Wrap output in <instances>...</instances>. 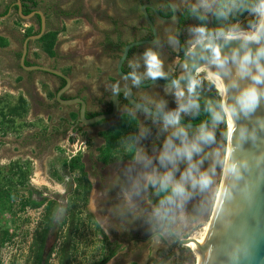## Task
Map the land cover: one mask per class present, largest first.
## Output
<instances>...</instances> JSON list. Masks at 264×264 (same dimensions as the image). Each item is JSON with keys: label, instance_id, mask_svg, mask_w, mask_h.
Wrapping results in <instances>:
<instances>
[{"label": "clouds", "instance_id": "clouds-1", "mask_svg": "<svg viewBox=\"0 0 264 264\" xmlns=\"http://www.w3.org/2000/svg\"><path fill=\"white\" fill-rule=\"evenodd\" d=\"M161 8L171 12L173 21L183 12L190 22L155 35L128 60L124 87L119 82L112 87V97L123 93L130 102L131 107L121 111L138 120L139 126L119 141L133 149L119 159L113 157L123 167L102 179L100 191L89 192L87 210L103 232L142 218L158 237H181L211 209L221 173L224 189L233 195L245 187L248 191L243 159H234L232 152L225 165L221 129L225 108L235 131L236 122L251 117L264 102V0H163ZM169 54L182 59L169 64ZM153 58L159 64L156 76L148 71ZM207 72L225 84L223 96L206 79ZM144 88L152 91L132 98L134 91ZM255 124L264 130V118L256 117ZM239 137L254 141L256 127L242 125ZM97 178L89 175V184ZM113 190L115 199L109 195ZM67 214L68 206L61 200L52 222L58 225ZM237 259L229 256L230 264Z\"/></svg>", "mask_w": 264, "mask_h": 264}, {"label": "crops", "instance_id": "crops-1", "mask_svg": "<svg viewBox=\"0 0 264 264\" xmlns=\"http://www.w3.org/2000/svg\"><path fill=\"white\" fill-rule=\"evenodd\" d=\"M20 1L22 13L23 6L29 7L32 2L36 3L32 11L43 13V35L49 31L57 32L51 56L46 53L40 38L28 41L25 65L47 67L66 75L70 84L60 98L83 100L87 118L110 112L113 85L119 82L124 87L123 78L116 73L115 54L135 39L138 28L137 0ZM15 2L0 0V97L4 108L10 109V113L0 123V164L16 161L32 166L34 172L38 173V183L52 187L60 194L64 186L62 181L75 185L73 174L76 170L80 171L87 200L90 189L88 177L93 173L94 163L102 162L99 157L105 145L104 133L118 124L120 116L126 112H120V103L118 114L111 119L94 124L78 121L80 104H66L57 97L58 91L65 84L63 78L44 70L22 67V44L27 36L38 33L40 19L38 15L29 19L21 18ZM151 2L156 4L158 0ZM139 14L145 22L140 8ZM155 20L168 23L157 18ZM123 37L130 39L125 41ZM75 137L88 145L87 152L79 158L81 169L73 167V160L68 163L64 157L69 142L74 141ZM116 153L114 149L111 160L102 162L103 166L106 165L103 168L99 164L105 175L110 176L123 167L113 158H120ZM50 167L55 169H51L54 176L50 175ZM32 182L30 184L33 185ZM99 185L97 178L92 189L99 191ZM112 198L115 199L114 196ZM106 208L107 204L105 211ZM92 219L95 221V217ZM111 241L112 246L120 248L110 252L104 264H144L147 260L149 264H159L153 254H148L149 250L143 249L140 258L136 256L142 249L140 242L118 246ZM167 248L157 247L159 251L166 252Z\"/></svg>", "mask_w": 264, "mask_h": 264}, {"label": "rangeland", "instance_id": "rangeland-1", "mask_svg": "<svg viewBox=\"0 0 264 264\" xmlns=\"http://www.w3.org/2000/svg\"><path fill=\"white\" fill-rule=\"evenodd\" d=\"M125 3H122L124 5ZM128 4V3H126ZM242 18V17H241ZM156 26L157 34L163 35L164 32L169 28H174V23H162L158 20L154 22ZM137 32L135 37H140L142 35L149 34L148 26L139 11L137 12ZM125 41L129 40V37H123ZM145 45H141L140 47H136L132 54L130 55L131 59L135 54L141 52ZM121 51L117 52L115 62L117 61L118 57L120 56ZM128 59V60H129ZM127 60V62H128ZM126 62V67H127ZM178 59L175 56H171L169 54V64L177 63ZM155 64V66H154ZM148 71L153 75L156 76L159 73V64L156 61L150 59L148 61ZM201 72V71H200ZM160 85V84H159ZM162 86V85H161ZM150 87V86H149ZM152 90L148 88L140 89L138 91H134V96L138 99L140 95L145 93H150ZM0 100L2 98L0 97ZM170 100V107H174L175 105L171 103ZM129 107L124 103L121 104V109ZM122 112V111H120ZM136 120V119H135ZM224 126L221 129L224 143H223V160H224V152H225V136H226V119L225 115H223ZM119 123V121H118ZM129 128L123 132L120 138L116 142L115 151L117 152L116 155L120 157L121 153L128 152L130 149V145L121 146L119 141L121 137L135 133L136 128L139 126V121L136 120L135 123L129 124ZM225 129V130H224ZM153 133H155V129H153ZM78 142V145L76 144ZM82 140L78 138H74V141H71L74 145L76 144L77 148H80V144ZM69 142V145L72 143ZM143 143L147 144L148 141H143ZM85 148L83 152H77L76 156L72 159H67L68 149L65 150L66 155H64L66 161L70 163L76 157H81V155L85 154V151L88 147L87 143L84 142ZM183 167V166H181ZM55 170L54 167H50V175H53V171ZM74 183L76 184V188L72 193L69 195H65L60 197L57 201L50 200L52 195V187H46L42 184L38 183V173L34 172L32 166L28 165L25 166L22 163L19 164L16 161L11 164H0V191L7 192L11 196L7 198L4 196L3 202H5V208L0 206V236L2 232L6 231L7 235L9 236L8 239H5L0 244V264H30V254H28V248L31 246V242L34 239L36 231L38 227L42 224L41 215L43 213V208L32 209V208H20V202L22 198L28 196L26 191L27 188L32 190V197L34 199H38L42 196V192H47L46 194L48 198L45 199L54 202L56 204V208L59 206L60 201L63 200L66 205L68 206V214L63 219L61 223L57 225V229L54 235L51 236L52 247L58 249L59 247L63 246L64 237L67 233V228L71 225V235L69 246L70 247V254H69V264H95L98 263L104 255H108L112 251L119 250L120 247L112 246V241L108 239L105 235L102 234L100 229L95 224L94 219L91 216L87 215L85 204H86V191L82 188V173L80 171L74 172ZM51 177V176H50ZM221 178V176H220ZM33 180V185L30 184V181ZM22 181V182H19ZM79 181L81 183H79ZM64 184L65 181H62ZM38 183V184H35ZM69 183V182H68ZM25 186V189H22V186ZM28 185V186H27ZM83 192H81V190ZM54 191V190H53ZM218 188L216 190V193ZM51 195V196H50ZM43 197V196H42ZM2 198V199H3ZM199 197L195 198L198 200ZM155 200V197H153ZM195 200L193 202H195ZM214 200L211 205V209L206 211L203 215V218L200 222H193L190 224L184 231V234L180 238L186 237H193L203 229V226L208 222L209 217L211 215ZM189 210H191L192 202L189 204ZM166 240H160L159 237H154L152 242H149V246L144 248V250H149L148 254L154 255L157 258V261L163 262L164 257L166 256V252L164 250L159 251L157 249V245L164 246V243H170L167 237ZM164 238V239H165ZM157 244V245H156ZM165 247V246H164ZM158 251L160 253H158ZM58 255L51 256L50 260L47 264H59ZM163 264H196V256L187 248V246H181L174 250V255L170 257L169 260L163 262Z\"/></svg>", "mask_w": 264, "mask_h": 264}, {"label": "water", "instance_id": "water-1", "mask_svg": "<svg viewBox=\"0 0 264 264\" xmlns=\"http://www.w3.org/2000/svg\"><path fill=\"white\" fill-rule=\"evenodd\" d=\"M15 6L21 18L29 19L34 15H38L40 19L38 33L27 36L22 44L20 65L24 68L44 70L63 78L65 84L58 91L57 97L66 104H80L78 121L85 124H94L101 120L115 117L119 112L120 97H111L110 112L87 118L83 100L79 98L62 100L60 98L62 92L70 84V80L66 75L47 67L25 65L27 43L31 39H39L42 37L45 31V17L39 10H34L27 15L23 14L20 0H16ZM147 9H151L155 17L160 21L171 22L173 19L172 16L170 18L161 16L154 6L149 3L142 4L140 11L153 38L157 35V31ZM151 39L134 41L123 47L121 55L116 62V73L118 76L123 78L127 74L123 70V64L128 57L130 49L147 44ZM213 51L219 55L218 49L214 48ZM193 67H195V61L193 62ZM185 68H188V65H185ZM156 83L160 85L164 84L163 81H157ZM151 84L152 82H149L147 86H151ZM223 85L225 89V84L223 83ZM206 95L208 94L206 93ZM121 96L125 99L123 93ZM132 98L135 99L134 96ZM125 101L131 106L128 100L125 99ZM256 117L264 118V102L260 104L251 117L238 120L236 122V130L233 131V120L228 113V126L231 129L226 132L225 136L226 148L224 157H227L226 166L229 155L232 152L234 159H243L240 162L248 167L245 173L248 191L247 187H245L233 195L230 191L224 189L223 177L221 187H218V197L209 217L210 225L208 232L202 249L198 251L199 258L196 260V264H230L229 256L238 257L235 264H264V130H260L256 126ZM242 125H246L250 130L256 127V139L254 141L250 138L240 139L239 129ZM173 239L175 240V244L179 246H186L190 242L196 243L191 237L180 239L173 237Z\"/></svg>", "mask_w": 264, "mask_h": 264}, {"label": "flooded vegetation", "instance_id": "flooded-vegetation-1", "mask_svg": "<svg viewBox=\"0 0 264 264\" xmlns=\"http://www.w3.org/2000/svg\"><path fill=\"white\" fill-rule=\"evenodd\" d=\"M138 2V5H137V10L139 11V8L142 4H145V3H152L151 0H137ZM163 2L159 1L158 0V3H152V5L154 6V8L158 11V13L163 16V17H166V18H170L172 16L171 12L170 11H165V10H162L161 8V4ZM80 6V5H79ZM177 7L179 8V4H177ZM79 9V7L77 8V10ZM148 10V13L151 17V19L154 21L155 20V15L153 13V11L151 9H147ZM80 11V10H79ZM186 18V14L183 13V12H178V15H177V19L175 21H171V23H174V27L176 26L177 23H180V24H186V23H189L190 21H187L185 20ZM241 20L243 21L244 18L242 17ZM149 29V27H148ZM152 38V34H151V31L149 29V34L147 35H142L140 37H135V39H133L131 42H134V41H139V40H145V39H151ZM143 45H146V44H143ZM141 45L139 46H136V47H140ZM124 47V46H123ZM123 47L121 49V52L123 50ZM136 47H133L130 49L129 51V56L132 54V52L134 51V49ZM128 56V58H129ZM177 57L178 59V62L181 60V57H178V56H175ZM123 70L125 72L128 71L127 67H126V64L124 63L123 64ZM134 96V94H133ZM135 99H137L135 96H134ZM125 99L122 98V96H120V103H124L125 105L129 106L128 103L126 101H124ZM131 107V106H130ZM88 149H86L85 151H87ZM99 164L102 165V168L106 165L103 166V163L100 161V162H95L94 163V167H93V173H91V175H97L98 176V181H99V191L101 190V188L103 187V184H102V179L105 178V177H108L109 175L106 174L104 172H102V168H99ZM84 170V169H83ZM88 177V175H87ZM25 186L26 185H23L22 186V189L24 190L25 189ZM28 186V185H27ZM45 186V185H44ZM47 187V186H46ZM76 188V184L72 186V184L70 183H65L64 186L62 187V191H61V194L60 193H57V191H53L50 192V193H53L54 195H52V197L50 198V200H55L57 201L60 197H63L61 196L62 194L63 195H69L71 192H73V190ZM92 189V185H90V189L88 190V195H89V192L91 191ZM81 190V189H80ZM27 193H28V196L22 198L21 202L22 203L23 201H25L28 197H29V193H30V197L31 199L35 200V201H42V200H45L47 197L48 194H46L45 192H42V196L39 197L38 199H34L32 197L33 193H32V190L27 188L26 189ZM116 191L117 190H113L112 192L109 193L110 197L116 195ZM81 192H83L81 190ZM51 196V195H50ZM49 202V200H46L45 201V205L43 204L41 207L39 208H42L44 206V210H43V213L41 215V221L43 222V216L45 215V206L46 204ZM51 202V201H50ZM88 204V196H87V200H86V204H85V209L87 210V207L86 205ZM147 205H145L146 207ZM27 208V207H26ZM29 208V207H28ZM32 209H38V208H32ZM88 211V210H87ZM92 214V213H91ZM89 215V214H88ZM103 215V214H102ZM93 217V216H92ZM95 223L97 225V227L100 229V231L102 232L103 235H105L106 237H108V239L110 240H113L114 243L118 246H121L123 243L125 244H128V243H136V242H140L141 243V246L142 249H140L136 256L138 258L142 257V253H143V249L148 247L150 244L149 242H152L153 238L154 237H158L156 234H154L153 232H151V230L149 229V227L147 226V224L144 223L143 219L142 218H137L136 220L132 221L131 223L127 224L124 228H109L107 232H103L99 226V224L97 223L96 219H95ZM44 224L42 223L40 225V227H38L37 231H36V234L34 236V239L33 241L31 242V246L28 248V254H30V264H47V262L50 260V257L51 256H55L57 254L58 255V258H59V264L61 263V257H62V254H63V246L62 247H59L58 249H55L54 247H52V242H51V236L55 234L56 232V229H57V225L55 223L52 222L51 226L49 227L47 233H46V237L44 238V242H43V247L40 249V247H35V245L33 244L36 240H37V243L39 244V234L42 233V230L44 228L43 226ZM71 235V225H69V227L67 228V233H66V236L64 237V244H69V241L70 239H68V237ZM160 240H166L165 237H159ZM165 238V239H164ZM168 240H170V243H164V246L165 247H168L167 248V252H166V256L164 257V260L163 262H165L166 260H169L171 256L174 255V250L176 248H179L181 246L179 245H176L175 244V240L173 239V237H167ZM178 238V237H177ZM110 240V241H111ZM163 245L162 246H157V247H164ZM66 250H67V254L69 256L70 254V247H64ZM158 253H160L158 251ZM103 259V258H102ZM101 259V260H102ZM162 263H159V264H163ZM144 264H149V261H145Z\"/></svg>", "mask_w": 264, "mask_h": 264}, {"label": "trees", "instance_id": "trees-1", "mask_svg": "<svg viewBox=\"0 0 264 264\" xmlns=\"http://www.w3.org/2000/svg\"><path fill=\"white\" fill-rule=\"evenodd\" d=\"M35 5H36V3L32 2L29 7L23 6V14H29L35 8ZM56 35H57V32L49 31V32H46L40 38V41L42 42L46 53L50 56L53 55L52 49H53L54 42L56 40ZM4 107H5V105H4L3 101L0 100V123L3 120H5L6 116L10 113V109H5ZM206 118L207 117H205V119ZM135 122H136V120L133 117H130L127 113H124L120 116L119 123L116 124L112 129H110L104 133L105 145L102 148V150L100 151L101 153H100V157H99L102 160V162L107 163L108 161L111 160V153H112V151H114V149L116 147L117 140L120 138V136L123 134V132H125L129 128V126H130L129 124L135 123ZM201 122L202 121H192L191 123L195 124V123H201ZM132 151H133V149L130 146L128 153H131ZM72 165H73V167L81 169L79 157H76L75 159H73ZM19 182H22V181H19ZM4 196H6L7 198L13 197L7 192H1L0 191V206L2 208L6 207L5 202H3ZM44 202H45V200L38 202V201L31 199L30 193H29V197L25 201L20 203V208L21 209H24L26 207L39 208L44 204ZM55 209H56V204L54 202L51 201V202H48L46 204L45 215L43 216V222H42L44 224L43 225L44 228L42 230V233L39 234V244L37 243V240L33 243L35 245V247L36 246L40 247V249L43 247L44 238L46 237V233L52 224V215H53V212ZM8 238H9V236L7 235V232L6 231L2 232V234L0 236V244L5 239H8ZM68 239H70V236L68 237ZM68 246H69V244L63 245V254L61 257V263L60 264H69V256L67 254V250L64 248V247H68ZM109 256H110V254L108 255V257L103 258L102 260H100L98 263H95V264H104L107 261V259L109 258Z\"/></svg>", "mask_w": 264, "mask_h": 264}, {"label": "bare ground", "instance_id": "bare-ground-1", "mask_svg": "<svg viewBox=\"0 0 264 264\" xmlns=\"http://www.w3.org/2000/svg\"><path fill=\"white\" fill-rule=\"evenodd\" d=\"M197 73H199L200 71H203V67L201 68H197L196 69ZM206 79L213 81L214 82V87L216 89V92L219 93L221 96H223L225 89H224V85L222 80L220 79L219 76L214 75L212 72H207L206 73ZM223 115H225V119H226V132H228L231 128L228 126V110L225 108L223 111ZM226 148V146H225ZM225 153V152H224ZM224 161H225V165L227 162V157H224ZM222 178L220 181V185L222 184V180H223V173H222ZM221 187V186H220ZM218 193V191H217ZM215 195V200L214 203L216 201V198L218 197L217 194ZM214 206V205H213ZM209 220L208 222L205 224V226H203V229L201 230V232H199L198 234H196L195 236L191 237L192 239H194L196 241V243L194 242H190L188 243L186 246L187 248L196 256V260H198L199 258V254L198 251L202 249L207 232H208V228H209Z\"/></svg>", "mask_w": 264, "mask_h": 264}, {"label": "built area", "instance_id": "built-area-1", "mask_svg": "<svg viewBox=\"0 0 264 264\" xmlns=\"http://www.w3.org/2000/svg\"><path fill=\"white\" fill-rule=\"evenodd\" d=\"M77 142V141H76ZM78 145V142L76 143ZM76 144L74 145L73 143L70 145L69 149L67 150L69 155H67V159H72L74 156H76L77 152H83L85 145L84 142H82L80 145V148H77Z\"/></svg>", "mask_w": 264, "mask_h": 264}, {"label": "snow or ice", "instance_id": "snow-or-ice-1", "mask_svg": "<svg viewBox=\"0 0 264 264\" xmlns=\"http://www.w3.org/2000/svg\"><path fill=\"white\" fill-rule=\"evenodd\" d=\"M152 60L155 61V58H153ZM154 66H155V64H154Z\"/></svg>", "mask_w": 264, "mask_h": 264}]
</instances>
